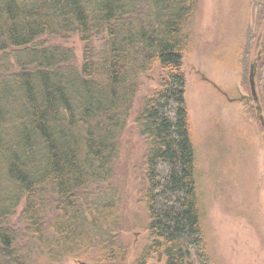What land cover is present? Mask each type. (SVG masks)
Returning <instances> with one entry per match:
<instances>
[{
    "label": "trees",
    "instance_id": "obj_1",
    "mask_svg": "<svg viewBox=\"0 0 264 264\" xmlns=\"http://www.w3.org/2000/svg\"><path fill=\"white\" fill-rule=\"evenodd\" d=\"M197 6V0H0V264H37L36 254L43 264L124 260L121 203L107 197L108 183L145 79L156 72L164 76L137 116L148 143L141 196L149 219L138 264H214L186 103L184 62ZM69 34L85 43L81 69L72 49L41 41ZM257 45L249 66L250 73L256 67L257 99L251 94L245 105L260 125L264 42ZM23 199L24 212L38 203L34 215L55 202L51 237L41 236L40 217L26 220L25 245L7 226Z\"/></svg>",
    "mask_w": 264,
    "mask_h": 264
},
{
    "label": "rangeland",
    "instance_id": "obj_2",
    "mask_svg": "<svg viewBox=\"0 0 264 264\" xmlns=\"http://www.w3.org/2000/svg\"><path fill=\"white\" fill-rule=\"evenodd\" d=\"M197 1L184 72L204 231L214 264H264V132L245 105L246 99L251 98L250 61L257 57L258 39L264 42V20H258L264 0ZM253 34L255 46L250 51ZM41 41L72 49L74 66L82 68L86 49L82 37L69 34ZM92 43L100 48L99 41ZM163 76L156 72L145 79L134 113L120 137V156L108 183L107 197L121 203L122 240L128 249L120 264H138L147 242L149 219L141 191L148 143L141 135L137 116L143 100L159 86ZM26 203L23 199L7 219V226L22 238L30 226L26 220L40 217L46 227L41 236L51 237L47 226L58 215L55 202L52 205L47 200L42 215H34L38 203L24 212ZM28 240L23 237L22 245ZM35 256L36 263L43 264L42 256ZM82 263L105 264L86 259L59 264Z\"/></svg>",
    "mask_w": 264,
    "mask_h": 264
},
{
    "label": "water",
    "instance_id": "obj_3",
    "mask_svg": "<svg viewBox=\"0 0 264 264\" xmlns=\"http://www.w3.org/2000/svg\"><path fill=\"white\" fill-rule=\"evenodd\" d=\"M255 70H256V67L253 68V66H252L251 67V73H250V88H251V94H252L254 101H256V99H257L256 86H255V76H256ZM260 123L264 127V119L263 118L260 119ZM82 264H85V263H82Z\"/></svg>",
    "mask_w": 264,
    "mask_h": 264
}]
</instances>
